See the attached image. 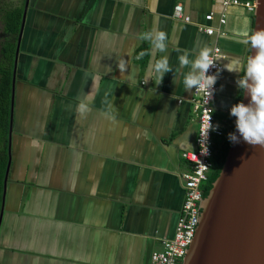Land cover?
<instances>
[{"label": "crops", "instance_id": "obj_1", "mask_svg": "<svg viewBox=\"0 0 264 264\" xmlns=\"http://www.w3.org/2000/svg\"><path fill=\"white\" fill-rule=\"evenodd\" d=\"M224 1L30 0L0 264H152L174 236L183 155L198 136L194 88L183 85L190 65L180 58L218 47L223 68L240 61L239 73L224 69L218 83L215 118L225 128L250 56L242 41L254 29L247 5L255 0L225 10ZM178 5L189 23L174 18ZM161 33L163 50L150 38ZM165 56L169 73L157 85Z\"/></svg>", "mask_w": 264, "mask_h": 264}, {"label": "water", "instance_id": "obj_2", "mask_svg": "<svg viewBox=\"0 0 264 264\" xmlns=\"http://www.w3.org/2000/svg\"><path fill=\"white\" fill-rule=\"evenodd\" d=\"M29 4L30 0H26L15 52L0 228L12 161L16 64ZM255 4L253 31L264 29V0H255ZM254 54L255 49L250 48V55ZM248 101L247 95H243L241 102ZM201 210L200 224L183 264H264V146L249 145L242 139L231 143L220 175Z\"/></svg>", "mask_w": 264, "mask_h": 264}, {"label": "built area", "instance_id": "obj_3", "mask_svg": "<svg viewBox=\"0 0 264 264\" xmlns=\"http://www.w3.org/2000/svg\"><path fill=\"white\" fill-rule=\"evenodd\" d=\"M239 5V0H225L224 10L228 5ZM252 4H255L253 2ZM248 4L247 8L254 13L255 7ZM174 18L190 22V18L185 16L180 5L174 9ZM212 15H206V21H212ZM220 23H226L225 14L221 17ZM208 36L214 34V29L203 27L199 29ZM210 57L215 61L214 66L208 69L209 74L217 73L218 78L213 86L214 92L209 98L208 92L204 88H194L192 97V112L198 122V136L196 139V149L193 152H187L183 155L186 163L189 164L187 172L181 174L183 180L184 201L177 221L175 233L172 239L165 240L162 243L163 249L160 252L152 254V264H183L188 250L196 236L202 209V202L205 193L202 185L208 182L209 175L214 167V158L216 154L215 145L225 136L224 128L215 118L214 103L216 101L217 91L219 89V80L224 72L223 65L220 62L221 50L214 47ZM210 124L218 125L215 131L209 129L205 136V129Z\"/></svg>", "mask_w": 264, "mask_h": 264}, {"label": "clouds", "instance_id": "obj_4", "mask_svg": "<svg viewBox=\"0 0 264 264\" xmlns=\"http://www.w3.org/2000/svg\"><path fill=\"white\" fill-rule=\"evenodd\" d=\"M153 46L160 50L165 48V36L163 33L150 37ZM242 43L248 44L251 49H255V54L247 58L244 66L243 76H239L235 83L239 92L243 90V95H247V104L237 102L229 108V115L234 117L235 132H229L227 139L230 143H239L242 139L249 145L264 146V29L254 30L247 35ZM214 60L210 57V50L202 48L196 57L189 60L181 57V65H190V70L183 78L185 91L193 88H204L207 90L209 98L214 92L213 86L218 78V72L209 74L208 69L214 66ZM158 82L161 83L162 77L169 73L167 57H162L155 64ZM229 72L239 73L240 61L233 60L224 67ZM176 84V79L173 77ZM218 125L210 124L205 129L207 135L209 129L215 131ZM243 159V158H242Z\"/></svg>", "mask_w": 264, "mask_h": 264}, {"label": "trees", "instance_id": "obj_5", "mask_svg": "<svg viewBox=\"0 0 264 264\" xmlns=\"http://www.w3.org/2000/svg\"><path fill=\"white\" fill-rule=\"evenodd\" d=\"M25 1L26 0H0V210L9 158L8 144L13 68ZM242 96L243 90L238 93L235 103L241 102ZM234 119V117L229 115L228 111L226 118L223 120L225 124V136L215 145L216 154L213 161L214 167L208 182L204 186L206 197L213 183L219 177L225 163L231 146V143L227 139V134L235 131Z\"/></svg>", "mask_w": 264, "mask_h": 264}, {"label": "bare ground", "instance_id": "obj_6", "mask_svg": "<svg viewBox=\"0 0 264 264\" xmlns=\"http://www.w3.org/2000/svg\"><path fill=\"white\" fill-rule=\"evenodd\" d=\"M250 5H253L252 7H256V4H252V3H251ZM254 11H255V10H254ZM217 92H218V91H217ZM197 123H198V122H197Z\"/></svg>", "mask_w": 264, "mask_h": 264}, {"label": "rangeland", "instance_id": "obj_7", "mask_svg": "<svg viewBox=\"0 0 264 264\" xmlns=\"http://www.w3.org/2000/svg\"><path fill=\"white\" fill-rule=\"evenodd\" d=\"M255 2V1H254ZM211 174H212V172L210 173V175H209V177L211 176ZM206 197V196H205ZM205 199V198H204ZM201 212H202V210H201Z\"/></svg>", "mask_w": 264, "mask_h": 264}]
</instances>
